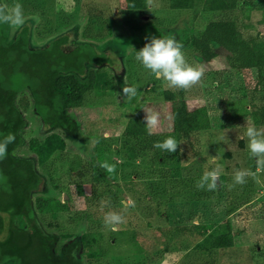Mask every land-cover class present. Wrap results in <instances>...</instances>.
I'll list each match as a JSON object with an SVG mask.
<instances>
[{
  "label": "trees",
  "instance_id": "1",
  "mask_svg": "<svg viewBox=\"0 0 264 264\" xmlns=\"http://www.w3.org/2000/svg\"><path fill=\"white\" fill-rule=\"evenodd\" d=\"M167 3L169 11L188 12L192 20L200 13L226 15V19L211 20L197 35L187 37L183 49L190 48L202 63L223 58L228 70H255L261 77L264 0H168ZM147 4L148 0H127V8L135 12L147 10ZM84 13L87 22L83 37L95 41L106 38L113 18H104L92 5L84 6ZM9 37L10 26L0 23V139L9 132L16 137L8 145L6 158L0 159V264H96L105 260L120 264L119 258L128 256L135 257L137 264H156L167 257L181 258L176 264H217V249L195 247L208 234L218 237L228 233L227 225L220 223V218L211 211L218 206V200L215 206L200 203L215 193L218 198L220 185L217 184L215 191L196 187L204 173L197 152L187 171L188 177L182 176L180 163L184 159L181 142L211 129L207 108L190 109L185 101H179L178 93L166 90L162 96L164 113L151 107L162 116L160 131L152 134L145 128L143 109L150 107L144 102L131 105V109L106 106L104 114L95 116L91 110H83L86 96L114 89L116 82L105 68L110 65L105 55L95 52L88 43L69 48L66 35L43 48H34L26 26L12 39ZM252 106L249 114L252 124L264 127V104ZM28 109L38 122V136L26 140L24 131L28 122L24 113ZM126 126L127 132L110 143L111 138L107 137L111 132ZM59 132L68 139L81 136L96 143L106 141V153L113 149L142 164L167 171L148 189L159 202L147 205L150 215L160 218L164 225L153 228L147 224L145 227L150 230L144 234L137 222L127 221L128 215L125 217L117 210L125 218L121 225L129 223L131 227L106 229L103 220L106 212L97 206L106 198L96 188L90 189L89 194L83 189L84 183L96 179L105 183L101 167L87 158L71 160ZM168 137L177 141L174 153L153 147L155 142ZM24 148L27 155L20 154ZM205 166V170H211ZM168 180L184 185L188 200L178 203L174 196L167 198ZM63 192L68 193L70 201L63 202V197L56 199L53 195ZM110 192L106 209L114 211L115 206H111L123 196L117 191ZM50 204L56 208H49ZM79 207L83 208L79 210ZM71 209L73 214L69 213ZM133 209L124 207L129 213ZM185 214L187 220L183 221ZM60 215L67 219L61 220ZM80 223L85 224V230L75 234ZM249 256L252 264H264V247L256 245Z\"/></svg>",
  "mask_w": 264,
  "mask_h": 264
},
{
  "label": "rangeland",
  "instance_id": "2",
  "mask_svg": "<svg viewBox=\"0 0 264 264\" xmlns=\"http://www.w3.org/2000/svg\"><path fill=\"white\" fill-rule=\"evenodd\" d=\"M167 2L168 0H148V9L142 12L128 9L127 0H3V5L20 3L25 14L23 26H10V39L26 26L30 31L31 46L34 48H43L57 37L66 35L69 48L88 43L95 52L109 59L110 65H105V68L116 81L115 88L87 95L83 106L84 111L91 110L95 116H100L105 113L106 106L115 109L120 106L131 109V105L144 102L147 107L159 108L164 113L166 106L162 96L166 90L178 93L179 101H185L190 109L200 106L207 108L212 123L211 129L197 133L188 142L180 144V149L184 154V159L180 161L183 167L182 176H189L187 171L194 163L195 152L202 159L200 161L204 172L207 170H205L206 166L204 167L206 164L207 168L219 169L220 176L217 184L220 185V193L218 198H216L218 194L215 193L200 203L205 206L206 203L215 206L218 200V206L212 208L211 211L220 218V223L227 225L228 233L218 237L208 234L205 237L206 240L199 242L195 248L217 249V264H252L249 258L251 249L256 245L264 247V170H258L255 160L250 157L244 132L247 126L253 125L249 115L253 109L252 105L264 104V72L259 78L255 70L245 72L228 70L223 58H220L218 62L205 64L192 53L190 48H185L182 51L187 62L202 67L204 70L201 82L186 90L170 88L160 80L154 83V78L149 71L135 60L134 51H139L148 42L146 37L172 35L183 43L187 37L197 35L207 22L227 18L226 15L220 13H200L195 20H192L188 12L169 11ZM86 5H92L100 10L104 18H113L106 38L100 41L87 40L83 37L87 22L84 13ZM215 51L221 54L220 49L216 48ZM123 86H136L137 96L130 100L127 99L122 94ZM152 88L154 92H151ZM24 114L28 122L24 138L29 140L38 136V122L31 115L30 109ZM161 117L160 115V120ZM127 130L128 126L117 128L111 132V136L107 137L108 134H105V137L111 138V141L109 140L111 143L113 138L121 137ZM159 131L158 127L153 132ZM59 134L65 141L71 160L74 159L76 162L78 158H87L99 167L105 162L115 166L113 172H108L101 167V176L106 180L105 183L96 179L91 182L92 184L87 182L83 184L85 194H89L90 189L96 188L103 198H106L105 201L102 198L103 203H97L103 213L108 212L106 207L110 191H117L118 195H122L123 198L111 207L115 206L114 211H121L125 217L128 215L129 220L126 219L127 221L137 222V226L142 228L141 232L144 234L149 232L150 229L145 227L147 224L153 228L164 225L160 218L150 215L147 205L154 206L159 202V199L148 189L162 179L167 171L160 167L142 164L123 153H115L113 149L106 153L104 150V146L108 144L106 141L96 143V141L81 136L68 139L61 132ZM20 154L27 155V148L22 149ZM213 157H215L214 161ZM253 166H255L254 169ZM235 169H250L256 173V178L248 177L245 184L234 186ZM174 183L175 180L166 182L167 198L174 196L178 203L188 200L186 187ZM66 187L69 191H74L72 187ZM64 194L67 196L66 201H70L67 192L53 195L56 199H61ZM48 207L56 208L53 204ZM124 207H133V212L129 213L124 210ZM82 208L79 207V210ZM73 212L74 210L71 209L69 213L73 214ZM59 218L63 221L67 219L63 215ZM186 220L185 214L183 221ZM195 222L198 223V220ZM84 227L85 224L80 223L74 233L84 232ZM130 227L129 223L117 226L122 230H128ZM105 228L112 230L108 226ZM135 229H132L133 232ZM124 250L125 246L122 248V253H125ZM119 262L120 264H137L133 256L121 257ZM178 262H181V258L167 257L156 264H176ZM96 264L111 263L110 260H105Z\"/></svg>",
  "mask_w": 264,
  "mask_h": 264
},
{
  "label": "clouds",
  "instance_id": "3",
  "mask_svg": "<svg viewBox=\"0 0 264 264\" xmlns=\"http://www.w3.org/2000/svg\"><path fill=\"white\" fill-rule=\"evenodd\" d=\"M0 23L8 24L12 27L23 26L25 23V14L23 6L20 3L12 5H0ZM148 42L135 52V60L141 66L148 70L153 78L162 81L170 88L189 89L201 82L204 70L202 67L194 66L187 62L185 54L182 51L183 44L175 36L165 35L163 37H146ZM122 94L127 99L137 96L138 89L136 86H123ZM145 112L146 130L149 134L159 127V113L151 108L143 109ZM247 138V151L251 158L255 160L258 170H264V128H257L255 125L247 126L244 132ZM15 134L9 132L0 139V159L6 158L8 145L15 142ZM154 148L174 153L178 144L173 137H168L162 142L157 141ZM213 161L215 157L212 158ZM108 172L115 170L114 165L103 163L100 165ZM220 171L218 168H212L203 173L201 178L196 182V187L201 190L215 191L219 180ZM256 178V173L250 169H235L233 173V185H243L246 178ZM106 226L116 230L117 226L125 222V218L115 212L108 211L103 217Z\"/></svg>",
  "mask_w": 264,
  "mask_h": 264
},
{
  "label": "water",
  "instance_id": "4",
  "mask_svg": "<svg viewBox=\"0 0 264 264\" xmlns=\"http://www.w3.org/2000/svg\"><path fill=\"white\" fill-rule=\"evenodd\" d=\"M66 199H67V196L64 194L63 195V202L66 201Z\"/></svg>",
  "mask_w": 264,
  "mask_h": 264
}]
</instances>
